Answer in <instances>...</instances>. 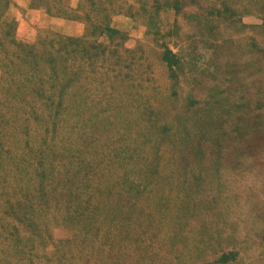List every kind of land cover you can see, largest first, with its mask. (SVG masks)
Returning a JSON list of instances; mask_svg holds the SVG:
<instances>
[{"label":"rangeland","instance_id":"1","mask_svg":"<svg viewBox=\"0 0 264 264\" xmlns=\"http://www.w3.org/2000/svg\"><path fill=\"white\" fill-rule=\"evenodd\" d=\"M0 264H264V0H0Z\"/></svg>","mask_w":264,"mask_h":264},{"label":"trees","instance_id":"2","mask_svg":"<svg viewBox=\"0 0 264 264\" xmlns=\"http://www.w3.org/2000/svg\"><path fill=\"white\" fill-rule=\"evenodd\" d=\"M107 28H108V27H107ZM110 30H113V31H114L115 29H113V28H110Z\"/></svg>","mask_w":264,"mask_h":264}]
</instances>
